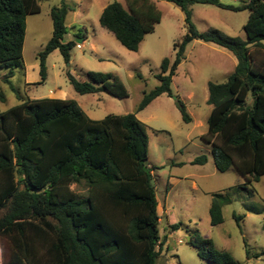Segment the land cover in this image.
<instances>
[{
	"label": "trees",
	"instance_id": "trees-1",
	"mask_svg": "<svg viewBox=\"0 0 264 264\" xmlns=\"http://www.w3.org/2000/svg\"><path fill=\"white\" fill-rule=\"evenodd\" d=\"M184 14L187 33L175 44L176 57L163 60L160 85L145 94L138 111L162 95L173 97L172 83L188 47L194 41L230 52L237 66L225 83L208 84L207 134L216 169H234L247 183L264 176V0H247L240 6L220 0H161ZM114 0L100 15V26L128 51L138 52L147 34L162 21L151 0ZM212 5L235 12L248 11L243 30L246 39L229 37L216 29L200 32L192 22V6ZM41 12L39 0H0V68L4 80L22 67L27 18ZM76 12L62 1L51 9L53 34L37 59L40 84L47 80V59L58 50L66 63L76 41L65 42L66 17ZM74 37L85 41L79 29ZM252 48H254L252 50ZM79 95L109 93L126 99L129 93L116 75L89 72L82 81L68 73ZM10 88L16 93L9 82ZM249 94L253 101H248ZM19 100L21 98L17 94ZM182 119L192 121L186 106L176 102ZM148 127L135 114L91 119L74 100L42 98L20 103L0 113V236L14 249L9 264H38L47 254L53 264H156L161 241L158 200L148 160ZM207 163L203 156L193 164ZM73 185H84L80 196ZM217 196L210 208L211 226L223 224ZM236 222L243 220L233 215ZM190 245L213 264H238L212 240L195 234Z\"/></svg>",
	"mask_w": 264,
	"mask_h": 264
},
{
	"label": "rangeland",
	"instance_id": "rangeland-1",
	"mask_svg": "<svg viewBox=\"0 0 264 264\" xmlns=\"http://www.w3.org/2000/svg\"><path fill=\"white\" fill-rule=\"evenodd\" d=\"M62 1L39 0L41 12L27 18L22 67L16 69L9 80L16 93L4 80L7 71L0 68V113L22 100L53 98L76 101L94 120L112 114H135L148 127L147 163L152 170L159 203L160 237L161 241L165 240L156 264H213L200 258L197 249L190 245L195 234L212 240L218 250L229 253L238 264H264V176L260 182L250 184L234 169L219 172L211 145L201 139L207 134L212 111L207 103L208 84L228 80L236 68L234 56L215 45L192 42L173 78L174 96L162 95L144 111L137 112L145 94L160 85L157 75L161 73L163 60L168 58L172 63L176 57L174 46L187 33L183 12L172 3L151 0L162 12V21L153 33L146 35L138 52H131L99 23L104 8L114 0H67L76 12L66 17L69 33L65 42L76 41L81 48L76 46L72 50L70 63L65 62L58 50L49 55L48 77L39 85L37 56L52 38L51 9L60 7ZM117 1L127 8L126 0ZM246 1L220 0L222 4L235 7ZM248 17V11L235 12L201 4L192 6V22L200 32L216 29L229 37L245 40L243 26ZM79 29L87 36L85 41L74 37ZM89 72L118 76L129 97L118 99L107 92L77 94L68 73L86 81ZM177 100L186 106L192 122L183 121ZM248 101H253L250 94ZM203 156L207 157L205 165L193 164ZM178 163L182 167H175ZM71 188L80 196L86 195L84 185ZM217 196H220L224 222L212 227L210 208ZM5 213L6 210L0 211V217ZM233 215L243 220L238 223ZM13 251L11 241L0 236V264H9ZM53 261L52 256L45 254L38 264H53Z\"/></svg>",
	"mask_w": 264,
	"mask_h": 264
},
{
	"label": "crops",
	"instance_id": "crops-1",
	"mask_svg": "<svg viewBox=\"0 0 264 264\" xmlns=\"http://www.w3.org/2000/svg\"><path fill=\"white\" fill-rule=\"evenodd\" d=\"M212 45V44H211ZM216 46V45H215ZM218 47V46H217ZM188 50V49H187ZM230 53V52H229ZM233 57V56H232ZM235 59V58H234ZM236 60V59H235ZM235 65L237 66V61L234 62ZM173 84V83H172ZM191 96V95H190ZM192 122V121H191ZM175 167H182V164L181 163H178V164H175ZM190 176V175H189ZM188 176L185 175V179H187ZM183 178V177H182Z\"/></svg>",
	"mask_w": 264,
	"mask_h": 264
},
{
	"label": "built area",
	"instance_id": "built-area-1",
	"mask_svg": "<svg viewBox=\"0 0 264 264\" xmlns=\"http://www.w3.org/2000/svg\"><path fill=\"white\" fill-rule=\"evenodd\" d=\"M78 48H81V46L79 45Z\"/></svg>",
	"mask_w": 264,
	"mask_h": 264
}]
</instances>
